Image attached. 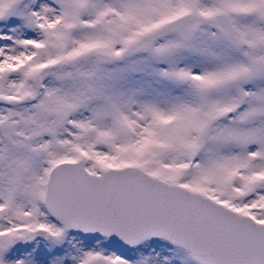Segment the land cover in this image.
Segmentation results:
<instances>
[{
	"label": "snow or ice",
	"instance_id": "obj_1",
	"mask_svg": "<svg viewBox=\"0 0 264 264\" xmlns=\"http://www.w3.org/2000/svg\"><path fill=\"white\" fill-rule=\"evenodd\" d=\"M0 264H264V0H0Z\"/></svg>",
	"mask_w": 264,
	"mask_h": 264
}]
</instances>
